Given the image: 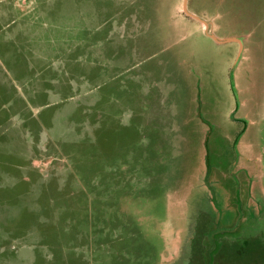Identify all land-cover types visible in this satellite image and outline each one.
I'll return each mask as SVG.
<instances>
[{
    "label": "rangeland",
    "instance_id": "rangeland-1",
    "mask_svg": "<svg viewBox=\"0 0 264 264\" xmlns=\"http://www.w3.org/2000/svg\"><path fill=\"white\" fill-rule=\"evenodd\" d=\"M0 264H264V0H0Z\"/></svg>",
    "mask_w": 264,
    "mask_h": 264
},
{
    "label": "water",
    "instance_id": "water-1",
    "mask_svg": "<svg viewBox=\"0 0 264 264\" xmlns=\"http://www.w3.org/2000/svg\"><path fill=\"white\" fill-rule=\"evenodd\" d=\"M235 40L232 38H230V39H225L223 42H234Z\"/></svg>",
    "mask_w": 264,
    "mask_h": 264
}]
</instances>
